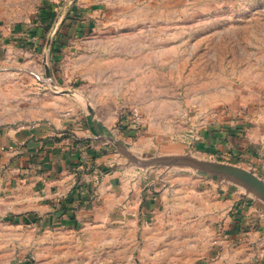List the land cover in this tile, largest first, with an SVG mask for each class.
Masks as SVG:
<instances>
[{"label": "crops", "instance_id": "obj_1", "mask_svg": "<svg viewBox=\"0 0 264 264\" xmlns=\"http://www.w3.org/2000/svg\"><path fill=\"white\" fill-rule=\"evenodd\" d=\"M77 108L0 125V254L12 264H264V202L219 177L138 165L191 155L264 182V97L244 93L229 107L240 120L179 138Z\"/></svg>", "mask_w": 264, "mask_h": 264}, {"label": "rangeland", "instance_id": "obj_2", "mask_svg": "<svg viewBox=\"0 0 264 264\" xmlns=\"http://www.w3.org/2000/svg\"><path fill=\"white\" fill-rule=\"evenodd\" d=\"M263 62L264 0H0V125L80 106L179 138L239 119L244 93L264 97L248 85ZM135 112L140 128L125 126Z\"/></svg>", "mask_w": 264, "mask_h": 264}, {"label": "water", "instance_id": "obj_3", "mask_svg": "<svg viewBox=\"0 0 264 264\" xmlns=\"http://www.w3.org/2000/svg\"><path fill=\"white\" fill-rule=\"evenodd\" d=\"M112 141L115 143L114 138H112ZM138 165L143 167L161 166L168 168H183L195 173L219 177L226 181L233 182L238 186L240 185L248 194L257 197L264 202V182L259 180L254 175L253 171H246L226 164H218L198 159L191 155L176 158L160 157L153 159L150 163H140Z\"/></svg>", "mask_w": 264, "mask_h": 264}, {"label": "built area", "instance_id": "obj_4", "mask_svg": "<svg viewBox=\"0 0 264 264\" xmlns=\"http://www.w3.org/2000/svg\"><path fill=\"white\" fill-rule=\"evenodd\" d=\"M139 121H140V116H139V114H137L135 112L134 114H132V117H131L130 121L127 122L125 126L128 125L129 127H134V128L137 127V128H140Z\"/></svg>", "mask_w": 264, "mask_h": 264}, {"label": "trees", "instance_id": "obj_5", "mask_svg": "<svg viewBox=\"0 0 264 264\" xmlns=\"http://www.w3.org/2000/svg\"><path fill=\"white\" fill-rule=\"evenodd\" d=\"M42 21H43V18L41 19V22H42ZM44 21H45V19H44ZM40 24H41V23H40ZM44 24H45V22H44ZM43 26H44V25H43V24H41V25L39 26V28H38V29L36 28V29H34V30H33L34 32H33V31H31V32L29 31L30 35H31V36L38 35V36H40V37H41V35H40V34L42 33V32H41V30L43 31V29H42V28H43ZM41 27H42V28H41ZM20 31H21V30H20ZM103 172H104V173H106L107 171H103Z\"/></svg>", "mask_w": 264, "mask_h": 264}]
</instances>
